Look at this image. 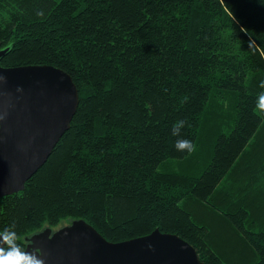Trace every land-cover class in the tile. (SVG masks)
Listing matches in <instances>:
<instances>
[{
	"label": "trees",
	"instance_id": "16d2710c",
	"mask_svg": "<svg viewBox=\"0 0 264 264\" xmlns=\"http://www.w3.org/2000/svg\"><path fill=\"white\" fill-rule=\"evenodd\" d=\"M5 47L2 66L66 71L79 104L0 197V232L25 249L83 219L110 242L158 229L205 264H264V0H0Z\"/></svg>",
	"mask_w": 264,
	"mask_h": 264
},
{
	"label": "water",
	"instance_id": "95a60500",
	"mask_svg": "<svg viewBox=\"0 0 264 264\" xmlns=\"http://www.w3.org/2000/svg\"><path fill=\"white\" fill-rule=\"evenodd\" d=\"M8 49H0V60ZM78 104V89L63 69L0 64V197L22 190L46 162ZM27 241L24 250L41 253L45 264H205L176 234L155 229L110 242L83 219L46 227Z\"/></svg>",
	"mask_w": 264,
	"mask_h": 264
},
{
	"label": "clouds",
	"instance_id": "9594fccd",
	"mask_svg": "<svg viewBox=\"0 0 264 264\" xmlns=\"http://www.w3.org/2000/svg\"><path fill=\"white\" fill-rule=\"evenodd\" d=\"M261 87H264V81L261 82ZM256 108L264 112V92L259 95ZM185 123L184 120L176 121L171 128V134L180 136ZM174 148L180 152L191 153L195 151L193 142L186 138L176 140ZM0 237H2L4 245L0 246V264H45L44 259L41 258V253L27 252L16 243L18 237L15 231L6 228L3 232H0Z\"/></svg>",
	"mask_w": 264,
	"mask_h": 264
},
{
	"label": "rangeland",
	"instance_id": "374dc122",
	"mask_svg": "<svg viewBox=\"0 0 264 264\" xmlns=\"http://www.w3.org/2000/svg\"><path fill=\"white\" fill-rule=\"evenodd\" d=\"M204 139H205V138H204ZM201 143H203V142H201ZM202 150L204 151V149H202ZM66 224H68V223H66V221H62V222L57 226V228L60 227V226L66 225Z\"/></svg>",
	"mask_w": 264,
	"mask_h": 264
},
{
	"label": "bare ground",
	"instance_id": "6f19581e",
	"mask_svg": "<svg viewBox=\"0 0 264 264\" xmlns=\"http://www.w3.org/2000/svg\"><path fill=\"white\" fill-rule=\"evenodd\" d=\"M197 253V252H196Z\"/></svg>",
	"mask_w": 264,
	"mask_h": 264
}]
</instances>
